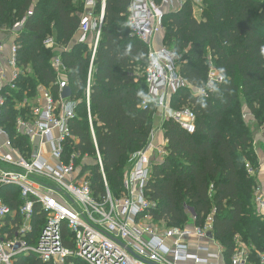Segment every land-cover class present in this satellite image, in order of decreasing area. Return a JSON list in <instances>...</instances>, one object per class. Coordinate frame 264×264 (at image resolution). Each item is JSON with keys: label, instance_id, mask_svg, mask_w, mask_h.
Returning <instances> with one entry per match:
<instances>
[{"label": "trees", "instance_id": "trees-1", "mask_svg": "<svg viewBox=\"0 0 264 264\" xmlns=\"http://www.w3.org/2000/svg\"><path fill=\"white\" fill-rule=\"evenodd\" d=\"M129 3L105 1L92 58L93 35L78 42L83 0H0V29L21 26L15 37L20 74L0 122L13 137L15 120L29 111L28 107L20 113L15 107L21 94L31 97L39 86H45L57 98L56 80H64L70 98L77 101L74 117L68 121L71 137L65 159L73 155L78 175L87 174L92 195L101 202L107 191L113 199L123 195L126 162L146 145L157 113L147 99L148 47L130 33ZM192 10L187 1L165 14L158 46L166 45L179 56L180 73L191 86L201 87L206 80L208 53L223 81L207 96L182 88L170 97L171 108L193 111L195 131L189 133L172 118L163 122L167 153L153 164L144 186L145 197L154 202L148 211L155 221L178 227L192 221L202 225L212 213V232L225 255L233 251L238 235L252 248L257 264L255 252L264 253V219L253 202L257 178L248 174L245 164L250 162L255 168L258 162L250 124L257 131L264 124V0H202L200 16L195 17ZM49 37L52 48L44 45ZM57 55L65 67L59 76L51 65ZM88 79L89 112L85 104ZM245 108L251 114L249 120L244 117ZM0 195L17 210L21 202L17 187L3 186ZM63 235H69L66 229ZM72 261L87 264L78 258ZM13 264L51 263L20 255Z\"/></svg>", "mask_w": 264, "mask_h": 264}, {"label": "built area", "instance_id": "built-area-1", "mask_svg": "<svg viewBox=\"0 0 264 264\" xmlns=\"http://www.w3.org/2000/svg\"><path fill=\"white\" fill-rule=\"evenodd\" d=\"M105 1L83 0L78 42H84L88 34L93 35L92 58L103 26ZM187 1L192 3V14L198 17L202 0H130L127 24L131 35L147 44V99L160 112L161 125L172 118L193 133L196 121L193 111L188 107L171 108L170 97L182 88L194 95L207 96L223 81V76L213 66L208 53L206 80L201 87H193L180 73L178 56L166 45L158 46L165 31V14L176 11ZM15 37L16 31L7 57L0 45V118L7 99L13 97L14 80L20 74ZM44 45L54 47L53 39L47 38ZM4 62L11 70L10 75L3 71ZM51 65L58 76L65 70L58 55ZM56 84L59 85L57 98L45 86H39L34 96L21 94L15 107L22 111L29 107V111L15 120L13 137L0 122V188L17 187L21 199L13 211L0 195V264H13L20 255H34L51 264H74L73 258L87 264H256L252 260V248L238 235L234 237L233 251L225 255L212 232V213L202 225L192 221L182 227L167 226L152 218L148 210L154 202L145 197L144 186L153 164L167 153L164 146L158 148V160L149 153L150 143L130 154L120 198L113 199L108 191L102 202L94 198L90 180L87 174L78 175L73 155L65 159L71 137L68 121L74 117L77 101L61 97L66 86L64 80L58 77ZM89 93L88 79L85 88L88 112ZM244 117L251 118L246 108ZM89 123L92 128L90 118ZM257 135L252 141L257 166L245 164L248 174L256 178L259 167L264 165V124L258 128ZM97 161L101 170L99 154ZM103 180L106 185L104 177ZM253 202L264 219V187L258 181L253 187ZM64 229L69 233L67 237L63 235ZM255 253L257 264H264V253Z\"/></svg>", "mask_w": 264, "mask_h": 264}, {"label": "crops", "instance_id": "crops-1", "mask_svg": "<svg viewBox=\"0 0 264 264\" xmlns=\"http://www.w3.org/2000/svg\"><path fill=\"white\" fill-rule=\"evenodd\" d=\"M197 16H200V12H197ZM20 27L21 26L18 24V25H15L14 28L10 30L0 29V45H2V50H3L5 57L9 55V48L14 39V32L19 30ZM3 71L6 75H10L11 70L5 62L3 63ZM160 117H161L160 112L157 110L156 116L154 117L152 128H154V125L155 126L157 125ZM150 139L151 140H150V146H149V153L152 156V158L158 160L160 158V155L158 153V148H161L162 146L165 145L163 130L156 132L154 139H153V135L150 137ZM257 176L259 178L261 185L264 187V165L259 167Z\"/></svg>", "mask_w": 264, "mask_h": 264}, {"label": "rangeland", "instance_id": "rangeland-1", "mask_svg": "<svg viewBox=\"0 0 264 264\" xmlns=\"http://www.w3.org/2000/svg\"><path fill=\"white\" fill-rule=\"evenodd\" d=\"M179 57V56H178ZM17 109H19L20 110V113H21V108L19 107V108H17ZM27 112V111H26ZM246 120H249V117H246ZM161 117H160V119H159V122L157 123V125L155 126L154 125V128H152V134H151V136L153 135V139H154V136H155V134H156V132H158V131H160V130H163L162 129V125H161ZM251 125V129H252V131H253V133H254V140L255 139H257V127L254 125V124H250ZM253 125V126H252ZM150 136V137H151ZM150 137H149V139H148V142L147 143H150ZM128 164H127V162H126V171H127V169H128ZM257 181L258 182H260L259 181V178H258V176H257ZM11 219V217H9V220ZM6 226H8V225H6Z\"/></svg>", "mask_w": 264, "mask_h": 264}, {"label": "water", "instance_id": "water-1", "mask_svg": "<svg viewBox=\"0 0 264 264\" xmlns=\"http://www.w3.org/2000/svg\"><path fill=\"white\" fill-rule=\"evenodd\" d=\"M71 96V91H70V88L66 85L62 92H61V97L62 98H67V97H70ZM208 236L211 237V233L209 232L208 233Z\"/></svg>", "mask_w": 264, "mask_h": 264}]
</instances>
